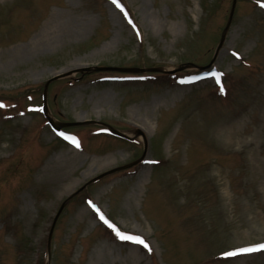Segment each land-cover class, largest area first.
<instances>
[{
	"label": "rangeland",
	"instance_id": "obj_1",
	"mask_svg": "<svg viewBox=\"0 0 264 264\" xmlns=\"http://www.w3.org/2000/svg\"><path fill=\"white\" fill-rule=\"evenodd\" d=\"M232 3L0 1V64L52 17L60 26L53 45L0 66V264H264V250L243 251L264 244V0H237L220 47ZM71 148L77 172L42 178Z\"/></svg>",
	"mask_w": 264,
	"mask_h": 264
},
{
	"label": "bare ground",
	"instance_id": "obj_2",
	"mask_svg": "<svg viewBox=\"0 0 264 264\" xmlns=\"http://www.w3.org/2000/svg\"><path fill=\"white\" fill-rule=\"evenodd\" d=\"M4 1V0H0ZM60 33L59 22L56 17H52L47 26L43 27L41 31L25 46L17 47L12 50H9L4 53V57L6 58V62L4 65L8 68L11 63H15L16 61H21L26 57L30 56L32 52H40L43 49H46L53 45L57 37ZM1 53L0 55H2ZM2 70V69H0ZM100 102H106L109 100V96L107 94L103 95L98 99ZM149 108H153L152 110L157 109V101H153L149 105ZM149 110H147L148 115ZM136 112L131 111L129 115V122L138 128L144 131H150L153 127V124L150 120H141L136 115ZM98 114V113H97ZM99 115V114H98ZM101 115V114H100ZM235 134L232 132L227 133V138L230 141H233ZM86 160L82 157L80 152L74 151V149H70L68 152L61 153L52 158L47 165L43 168L41 177L52 176L55 177L56 181H68V177L75 174L78 170V167L84 164ZM112 165V161L110 158L98 159L89 163V167L87 169L88 173L91 174L94 171L103 170Z\"/></svg>",
	"mask_w": 264,
	"mask_h": 264
},
{
	"label": "water",
	"instance_id": "obj_3",
	"mask_svg": "<svg viewBox=\"0 0 264 264\" xmlns=\"http://www.w3.org/2000/svg\"><path fill=\"white\" fill-rule=\"evenodd\" d=\"M236 4H237V0H233V3H232V9H231V14H230V18H229V22H228V24H227L226 29L224 30V33H223V36H222V39H221V43H220V47L222 46V44H223V42H224V39H225V36H226V33H227L228 29L230 28V25H231V22H232V19H233V15H234V12H235ZM90 71H91V69L86 68V69H81L79 72H80V73H88V72H90ZM93 71L96 72V73H126V74H129V73H131V74H135V73H136V74H137V73H144L146 70H140V69H124V68L122 69V68H111V67H98V68H95ZM157 71H159V70H157V69H150V70H148V72H157ZM164 73H166V74H174L175 72H164ZM67 76H68V75H64V76H59V77H56V78L51 79L50 81H48V82L46 83V85H45V89H47V87H48L52 82H54V81H56V80H59V79H62V78H65V77H67ZM44 113H45V115H47V111H45ZM47 118H48L49 123L53 126L54 123H53L52 119L49 118V117H47ZM88 124H89V123H73V124H64V123H60V124H59V128L56 129V130H57V131H60L61 129L71 128V127H80V126H84V125H88ZM109 130L111 131V133H112L115 137H118V138H120V139H123V140H127V141H129V138H128L126 135H124V134H122V133L116 131L115 129H113V128H111V127H109ZM134 165H135V164L130 165V166H127V167H122V168H119V169H115V170H113V171H110V172H108V173H105V174L99 176L98 178H96L95 180H93L91 183L96 182V181H99V180H102V179H104L105 177L110 176V175H112V174H114V173H117V172H119V171H123V170H126V169H128V168H131V167L134 166ZM85 188H86V187H83L82 189H80V190H79V191H78L73 197H71V199H69V201H71V200H72L73 198H75L78 194H80ZM69 201H68V202H69ZM65 207H66V204L63 205V206L60 208V210H59L58 214L56 215V217H55V219H54V222H53V224H52V227H51V230H50V234H49V253H50V249H51V241H52V237H53V234H54V231H55V228H56V225H57L58 219H59L60 216L62 215V213H63ZM49 259H50V258H49Z\"/></svg>",
	"mask_w": 264,
	"mask_h": 264
},
{
	"label": "snow or ice",
	"instance_id": "obj_4",
	"mask_svg": "<svg viewBox=\"0 0 264 264\" xmlns=\"http://www.w3.org/2000/svg\"><path fill=\"white\" fill-rule=\"evenodd\" d=\"M113 3H118V0H113ZM264 6V5H262ZM2 106V105H0ZM73 142L76 144L77 147H79V143L77 141H75L73 139ZM93 208H95V205H93ZM97 211H99L98 209H96ZM101 219L104 220L105 223H108V221L106 219H104V216L103 214L101 213ZM109 227L113 228L114 231L117 232V235H119L121 237V239H124V240H128V241H131L133 243H139V244H142L145 248H148L149 251H151L149 245L140 237H136V236H129V235H125L123 233H121L119 231V229H117L114 225L112 224H109ZM259 250H264V244L262 245H259L257 248H250V249H245L243 251L245 252H251V251H259ZM229 256H234V255H237V253H228Z\"/></svg>",
	"mask_w": 264,
	"mask_h": 264
}]
</instances>
